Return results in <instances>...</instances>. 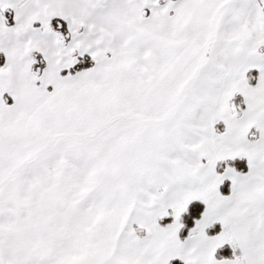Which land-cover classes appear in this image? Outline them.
Returning a JSON list of instances; mask_svg holds the SVG:
<instances>
[{"label":"snow or ice","instance_id":"obj_1","mask_svg":"<svg viewBox=\"0 0 264 264\" xmlns=\"http://www.w3.org/2000/svg\"><path fill=\"white\" fill-rule=\"evenodd\" d=\"M0 264H264V0H0Z\"/></svg>","mask_w":264,"mask_h":264}]
</instances>
